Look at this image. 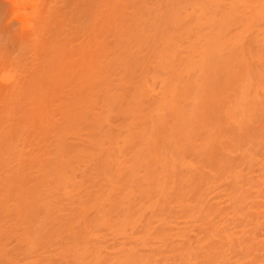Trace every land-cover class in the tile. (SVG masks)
Returning <instances> with one entry per match:
<instances>
[{
    "label": "bare ground",
    "instance_id": "bare-ground-1",
    "mask_svg": "<svg viewBox=\"0 0 264 264\" xmlns=\"http://www.w3.org/2000/svg\"><path fill=\"white\" fill-rule=\"evenodd\" d=\"M27 1L0 264H264V0Z\"/></svg>",
    "mask_w": 264,
    "mask_h": 264
},
{
    "label": "rangeland",
    "instance_id": "rangeland-1",
    "mask_svg": "<svg viewBox=\"0 0 264 264\" xmlns=\"http://www.w3.org/2000/svg\"><path fill=\"white\" fill-rule=\"evenodd\" d=\"M31 7V3L27 0H0V25L4 27V24H6L4 27L5 29H14L15 32L20 31L17 29H21L22 34L23 30L24 34L27 33L28 26L25 23V13L30 10ZM5 31L9 32L8 30Z\"/></svg>",
    "mask_w": 264,
    "mask_h": 264
}]
</instances>
